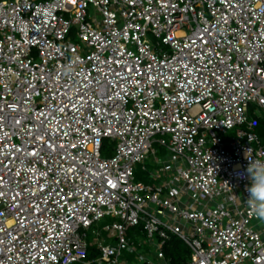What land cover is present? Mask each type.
<instances>
[{
  "label": "built area",
  "instance_id": "2783aa9c",
  "mask_svg": "<svg viewBox=\"0 0 264 264\" xmlns=\"http://www.w3.org/2000/svg\"><path fill=\"white\" fill-rule=\"evenodd\" d=\"M259 119L264 0H0V264H264Z\"/></svg>",
  "mask_w": 264,
  "mask_h": 264
},
{
  "label": "rangeland",
  "instance_id": "374dc122",
  "mask_svg": "<svg viewBox=\"0 0 264 264\" xmlns=\"http://www.w3.org/2000/svg\"><path fill=\"white\" fill-rule=\"evenodd\" d=\"M75 41H78L77 38H74ZM245 128H249L248 126H245ZM251 128H249L250 130ZM238 130V128H237ZM115 145L116 142H114L112 139H105L104 140V147L102 149V156L103 157H111L114 154V150H115ZM154 148L157 150L158 156L161 158L162 161L164 160H168L169 158V153L166 152V149L164 146L160 145L159 143H155ZM148 169L150 171L155 169V165L153 162V156H151L150 159L147 160L146 162ZM163 164V163H162ZM142 165L139 164L137 166L136 169V178L137 181H144V182H148L149 180L146 178L148 175L146 174L147 172L142 170ZM113 219L110 217H106L103 220L98 221L91 229V231L89 232V241L94 242L97 239V236L95 234H93V230H96L97 232H101L103 234V237H106L107 232L105 231V226L112 224L113 223ZM132 232V231H131ZM132 235V240L135 242V244L138 246V251L133 253L132 255L130 254H126L125 256H127L131 261H138L140 262L139 259V255L143 254L146 255L148 257H151L150 254H148V248H150V243H149V239L143 234V233H130ZM135 235V236H134ZM107 243H111V244H115V242L113 241H109L108 239H106ZM156 249L158 247H155ZM75 264H82V263H75ZM136 264V263H134Z\"/></svg>",
  "mask_w": 264,
  "mask_h": 264
},
{
  "label": "clouds",
  "instance_id": "9594fccd",
  "mask_svg": "<svg viewBox=\"0 0 264 264\" xmlns=\"http://www.w3.org/2000/svg\"><path fill=\"white\" fill-rule=\"evenodd\" d=\"M251 184L248 188L249 198L246 200L254 217L264 223V159H255L247 169Z\"/></svg>",
  "mask_w": 264,
  "mask_h": 264
},
{
  "label": "trees",
  "instance_id": "16d2710c",
  "mask_svg": "<svg viewBox=\"0 0 264 264\" xmlns=\"http://www.w3.org/2000/svg\"><path fill=\"white\" fill-rule=\"evenodd\" d=\"M250 128L258 132L264 138V119H259L256 123L251 125ZM188 254L189 248L185 243L179 239L171 240V244L167 248V256L172 260V264H179L184 261ZM96 256H98L96 246L90 245L89 257L94 258Z\"/></svg>",
  "mask_w": 264,
  "mask_h": 264
}]
</instances>
